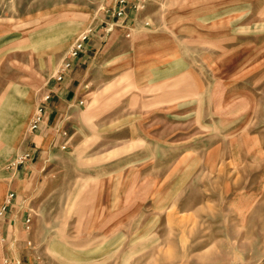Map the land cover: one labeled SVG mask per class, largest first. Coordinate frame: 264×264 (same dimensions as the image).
Returning <instances> with one entry per match:
<instances>
[{
	"label": "rangeland",
	"instance_id": "374dc122",
	"mask_svg": "<svg viewBox=\"0 0 264 264\" xmlns=\"http://www.w3.org/2000/svg\"><path fill=\"white\" fill-rule=\"evenodd\" d=\"M116 6L0 0V206L35 151L0 264H264V0ZM82 34V83L42 150L32 117Z\"/></svg>",
	"mask_w": 264,
	"mask_h": 264
},
{
	"label": "crops",
	"instance_id": "0c3cea01",
	"mask_svg": "<svg viewBox=\"0 0 264 264\" xmlns=\"http://www.w3.org/2000/svg\"><path fill=\"white\" fill-rule=\"evenodd\" d=\"M134 11L129 10L126 18H130V15L133 14ZM131 19H134L131 17ZM85 53V52H84ZM79 58L75 60L74 66L70 73L65 77L63 83L57 85L54 89H48L46 92L52 93V99L49 102L47 111L45 113V124L43 127L37 131L32 137V142H34L35 146L39 145L42 150L47 148V146L52 142L53 137L51 133H55L57 135L58 128H55L58 121V116L61 110L65 109L67 104H69L73 100L74 92L77 91V85L81 84V64H79ZM76 65V66H75ZM61 82V81H58ZM70 106L72 104L70 103ZM62 146V145H60ZM29 150V148H23L22 151H18L16 154H20L21 152H25ZM34 163H29L21 168L20 170L14 169L13 174L18 175L19 180L16 182V194L17 197L14 201V206L11 209V217L8 221V225L10 226L8 233H12V227L19 226L21 223V219L24 215L23 209L26 205H28V200L30 195L25 190L28 188L30 182L29 177L30 173L33 172ZM18 170V171H17Z\"/></svg>",
	"mask_w": 264,
	"mask_h": 264
},
{
	"label": "built area",
	"instance_id": "2783aa9c",
	"mask_svg": "<svg viewBox=\"0 0 264 264\" xmlns=\"http://www.w3.org/2000/svg\"><path fill=\"white\" fill-rule=\"evenodd\" d=\"M147 0H117V6L115 7L113 11V15H115L118 20H124L127 15V7H130L134 10H142L146 7ZM149 21H146L145 24L149 25ZM112 26V25H111ZM130 36V33L128 34ZM89 35L88 34H82L80 37H78L70 46L69 50L67 51L63 63L59 70L56 73L55 79L57 81H63L65 77L70 73L74 66V62L76 59L80 57L82 53L86 51L87 48V39ZM52 99V93L45 92L41 98V101L36 107V110L34 112V115L32 117L31 123H30V130L31 131H38L40 130L43 125L45 124V113L47 111L49 102ZM84 101H80V104H83ZM63 135H66L67 132H62ZM66 145H63V148H65ZM35 151L32 149H29L23 153H20L16 155L15 159L10 163V167L15 169L19 165L25 164L26 162L33 159ZM17 197V194L15 191H9L7 194L6 200L4 203L0 206V219L7 221L10 219V209L14 204V201ZM32 224V216L31 214H27L24 218L23 225L26 230H30Z\"/></svg>",
	"mask_w": 264,
	"mask_h": 264
}]
</instances>
